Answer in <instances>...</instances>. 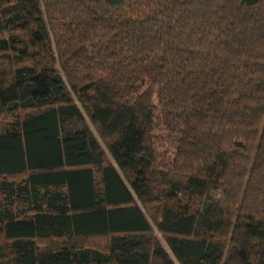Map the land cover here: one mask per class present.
<instances>
[{
  "label": "trees",
  "instance_id": "1",
  "mask_svg": "<svg viewBox=\"0 0 264 264\" xmlns=\"http://www.w3.org/2000/svg\"><path fill=\"white\" fill-rule=\"evenodd\" d=\"M0 264H264V0H0Z\"/></svg>",
  "mask_w": 264,
  "mask_h": 264
}]
</instances>
